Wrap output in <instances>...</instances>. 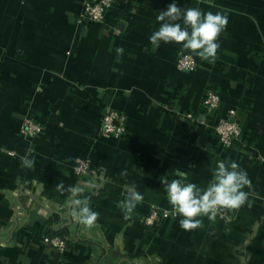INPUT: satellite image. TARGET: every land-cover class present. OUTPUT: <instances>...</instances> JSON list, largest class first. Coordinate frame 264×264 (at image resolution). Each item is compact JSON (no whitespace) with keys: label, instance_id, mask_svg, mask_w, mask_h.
Wrapping results in <instances>:
<instances>
[{"label":"crops","instance_id":"obj_1","mask_svg":"<svg viewBox=\"0 0 264 264\" xmlns=\"http://www.w3.org/2000/svg\"><path fill=\"white\" fill-rule=\"evenodd\" d=\"M85 2L0 0V264H264V0H175L228 21L218 58L194 54L193 72L177 66L181 45L149 41L173 0H120L104 23L79 25ZM210 89L222 97L211 114ZM107 107L126 115L123 137H101ZM231 109L243 132L227 149L215 124ZM27 117L44 126L34 138ZM86 157L95 173L80 180ZM221 160L247 172L250 207L191 231L179 216L144 226L151 207L171 211L162 180L205 188ZM129 184L143 201L126 220L117 205ZM70 186L99 213L93 227L74 215ZM52 231L68 233L70 250L45 242Z\"/></svg>","mask_w":264,"mask_h":264},{"label":"clouds","instance_id":"obj_2","mask_svg":"<svg viewBox=\"0 0 264 264\" xmlns=\"http://www.w3.org/2000/svg\"><path fill=\"white\" fill-rule=\"evenodd\" d=\"M159 28L150 37V43L159 48L164 44L175 43L201 60L214 63L218 58L220 49L219 40L228 23L221 12H203L196 7L181 8L175 0L160 11L156 17ZM182 22V23H181ZM118 59L123 56L124 49L116 48ZM35 161L22 158V166L32 168ZM127 175V173H122ZM183 177V173L179 174ZM167 193L171 211H165V216L182 217L179 225L183 230L191 231L203 227L201 217L215 221L217 216L226 211H237L249 202V192L243 189L251 187L247 172L240 168L235 161H217L212 179L205 188L196 183L184 182V179H173L170 182L162 180ZM57 191L64 190L63 184L56 185ZM72 194L70 205L74 215L85 226L93 227L99 218V213L90 207L88 197L79 198L82 189L70 186L67 189ZM126 197L118 202V207L124 212L125 219H130L131 214L138 204L143 201V195L136 190L135 184L125 186Z\"/></svg>","mask_w":264,"mask_h":264},{"label":"built area","instance_id":"obj_3","mask_svg":"<svg viewBox=\"0 0 264 264\" xmlns=\"http://www.w3.org/2000/svg\"><path fill=\"white\" fill-rule=\"evenodd\" d=\"M25 1V0H23ZM120 0H86L83 12L78 16L76 23L84 25L86 23H104L107 12ZM177 66L184 72H193L197 69V61L193 53L181 50L177 54ZM222 104V97L214 89L207 91L204 105L208 113H216ZM189 118L193 116L189 115ZM127 117L122 112L107 107L103 113L101 137L103 139L120 138L126 133ZM23 134L34 138L44 131L43 124L34 117H27L23 125ZM215 131L221 144L231 149L241 142L242 125L238 119L237 111L231 109L228 114L220 116L215 124ZM77 179H84L94 175L93 160L86 157L77 161L73 168ZM165 209L153 206L143 220L144 226L148 229L156 228L160 223L171 217L165 216ZM170 212V211H169ZM45 242L55 247L64 254L70 250L69 240L61 237H45Z\"/></svg>","mask_w":264,"mask_h":264},{"label":"trees","instance_id":"obj_4","mask_svg":"<svg viewBox=\"0 0 264 264\" xmlns=\"http://www.w3.org/2000/svg\"><path fill=\"white\" fill-rule=\"evenodd\" d=\"M56 222H57V218L55 220H51L52 225H54ZM67 235H68V233L66 231H59V232L52 231L49 235L47 234L48 237H61V238L66 239L68 241Z\"/></svg>","mask_w":264,"mask_h":264}]
</instances>
